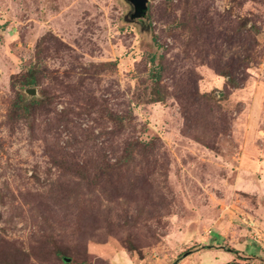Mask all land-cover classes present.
<instances>
[{
    "label": "rangeland",
    "instance_id": "1",
    "mask_svg": "<svg viewBox=\"0 0 264 264\" xmlns=\"http://www.w3.org/2000/svg\"><path fill=\"white\" fill-rule=\"evenodd\" d=\"M131 12L0 0V264H264V0ZM17 92L42 102L10 119ZM102 157L122 171L107 196ZM245 242L255 258L226 250Z\"/></svg>",
    "mask_w": 264,
    "mask_h": 264
},
{
    "label": "trees",
    "instance_id": "2",
    "mask_svg": "<svg viewBox=\"0 0 264 264\" xmlns=\"http://www.w3.org/2000/svg\"><path fill=\"white\" fill-rule=\"evenodd\" d=\"M148 10V9H147ZM245 22L241 23V26H244ZM250 32L253 31V33H257L258 32V27L254 24L250 25L249 29ZM156 57L154 55L151 56V60L154 61ZM249 61L248 56H244V58H242V60L238 61V64L243 65L244 69L245 67H247V63ZM38 66L39 63L36 64L34 69H31L28 71V73L24 74L23 77H21L20 80V86L25 89L26 87H31V86H35L39 83V79L40 76L38 75ZM225 69H229V68H225ZM223 70L220 71L219 73L221 75H225L227 76V82L233 86V87H239L237 82H236V78L233 76V70ZM152 75V79L155 82V92H154V101H162L165 97L164 95L159 93V85H158V77H159V71H153ZM158 85V86H157ZM42 102L41 99L36 98V97H29L26 96L23 92H17L12 103L10 106V110H9V118H15L16 116L19 117L21 115L25 116L26 113L28 112L30 106H34L35 104ZM26 117V116H25ZM129 151V150H126ZM131 155V152L129 151L127 153V155L125 157H123V159H129ZM68 161V163H67ZM55 163L58 164V166H60L61 164H66V170H73V172H77L79 165L77 164L76 161H74L71 157V159H67L65 160L64 158H55ZM69 169H68V168ZM69 170V171H70ZM122 171L120 169V165H119V160L116 159L115 163H109L107 161V159L105 157H102V193L104 196L107 195H111L109 194L108 191V185L112 186V183L114 182V177H121ZM129 173V172H128ZM108 176V177H107ZM79 177V175L77 176ZM82 177V176H81ZM226 250L238 254V252L236 250H234L233 248H226ZM62 254H60V256H62ZM239 258V255L237 256ZM229 264H236V262L234 260L230 261Z\"/></svg>",
    "mask_w": 264,
    "mask_h": 264
},
{
    "label": "water",
    "instance_id": "3",
    "mask_svg": "<svg viewBox=\"0 0 264 264\" xmlns=\"http://www.w3.org/2000/svg\"><path fill=\"white\" fill-rule=\"evenodd\" d=\"M132 7V12L129 14L131 20L142 19L146 16L148 9V0H126ZM29 95L36 94V89L33 87L24 90Z\"/></svg>",
    "mask_w": 264,
    "mask_h": 264
},
{
    "label": "crops",
    "instance_id": "4",
    "mask_svg": "<svg viewBox=\"0 0 264 264\" xmlns=\"http://www.w3.org/2000/svg\"><path fill=\"white\" fill-rule=\"evenodd\" d=\"M258 223H256V222H253V221H250V222H248V221H246V222H248L247 224L248 225H250V224H252V225H255V223H256V225L257 226H255V227H253V229L254 228H262L263 230H264V216H263V219H262V217H259L258 219L256 218L255 219ZM263 235V234H262ZM258 237H260V236H258ZM256 245V247H257V244H255ZM260 248V247H259ZM261 248L264 250V245H262L261 246ZM247 249H248V244H247V242H245V244H244V246H241V247H239V246H237V247H235V250L238 252V255L239 256H244L245 258H255V256L253 255V253H251V255H250V253H247ZM258 251H260L259 249H257ZM256 252V251H255ZM260 253V252H259ZM257 254V255H260V254ZM255 255H256V253H255ZM232 257V259H234V257L233 256H231ZM231 258H228L227 259V261H229ZM231 259V260H232Z\"/></svg>",
    "mask_w": 264,
    "mask_h": 264
}]
</instances>
